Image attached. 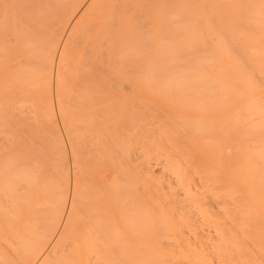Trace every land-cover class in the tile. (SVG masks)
I'll return each instance as SVG.
<instances>
[{"label":"bare ground","instance_id":"obj_1","mask_svg":"<svg viewBox=\"0 0 264 264\" xmlns=\"http://www.w3.org/2000/svg\"><path fill=\"white\" fill-rule=\"evenodd\" d=\"M0 243L264 264V0H0Z\"/></svg>","mask_w":264,"mask_h":264},{"label":"rangeland","instance_id":"obj_2","mask_svg":"<svg viewBox=\"0 0 264 264\" xmlns=\"http://www.w3.org/2000/svg\"><path fill=\"white\" fill-rule=\"evenodd\" d=\"M46 112H48V111H46ZM46 112H43L42 111V113L41 112H39L38 113V115L37 116H39V117H37V118H41V119H39V120H42V119H44L45 120V118H43V115H41V114H46V117L48 116L47 114H49V116L51 115V113H46ZM45 117V116H44ZM36 118V119H37ZM51 116H50V119H48V117H47V119L46 120H48L49 121V123H51ZM38 120V121H39ZM46 120L44 121V122H46ZM37 121V122H38ZM47 121V122H48ZM47 122L46 123H43V124H41L42 126L44 125H47ZM41 123H42V121H41ZM48 123V125H49V127H51V124H49ZM40 124V123H39ZM46 127H48V126H45V128ZM54 129H52V127H51V130L49 129V128H46L47 130H46V132L43 130V129H41L40 131L41 132H38V133H41V138H42V140L43 141H45L46 140V144L48 145V148H51L52 146H53V143L56 141L57 142V139H54L57 135H55V137L53 138L52 136H53V134H55L56 132H55V127H53ZM61 129H62V126L60 127ZM49 129V130H48ZM44 132H43V131ZM57 131V130H56ZM36 132V131H35ZM35 132H30V134L28 133V135H33L34 136V133ZM44 134H43V133ZM48 133V134H47ZM37 134V133H36ZM50 134H52V136H51V138H48V136H50ZM47 135V136H46ZM8 136H11V134H9L8 133ZM37 136H38V134H37ZM36 135L34 136V137H37ZM45 136L48 138H45ZM57 138H58V136H57ZM51 139H53L54 141H53V143L51 142L52 140ZM51 142L52 143V145L49 143V142ZM55 142V143H56ZM43 143H45V142H43ZM58 143V142H57ZM59 144V143H58ZM45 145V144H44ZM46 145V146H47ZM55 146H57V149H58V145H56V144H54ZM52 148H54V149H56V147H52ZM56 149V150H57ZM59 151V150H58ZM157 169H159V168H157V167H155V169L154 170H157ZM159 173V170H157V174ZM2 243H0V245H1ZM46 246L45 247H43V249H41V250H38V251H36L35 253H33V254H30V253H23V255H24V259H23V264H35L37 261H39V264H41V262H42V256L46 253ZM50 253H52V252H50ZM44 256H46V255H44ZM0 264H3V263H0Z\"/></svg>","mask_w":264,"mask_h":264}]
</instances>
